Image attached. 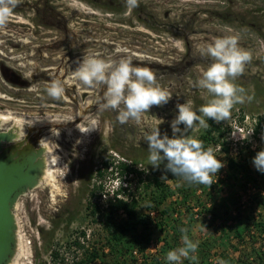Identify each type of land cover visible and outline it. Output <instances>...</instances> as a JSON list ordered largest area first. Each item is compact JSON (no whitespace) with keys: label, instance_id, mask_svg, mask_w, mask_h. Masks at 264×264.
Returning a JSON list of instances; mask_svg holds the SVG:
<instances>
[{"label":"rangeland","instance_id":"obj_1","mask_svg":"<svg viewBox=\"0 0 264 264\" xmlns=\"http://www.w3.org/2000/svg\"><path fill=\"white\" fill-rule=\"evenodd\" d=\"M62 13L65 17L63 43L75 46L74 50L78 51L75 55H81L79 51L85 50L99 58L116 62L128 59L135 66L149 67L156 73L157 82L171 92L172 98L165 105L153 106L148 113L142 114L139 122L130 118L121 123L118 116L124 106L117 109L105 107L106 85L89 88L74 81L71 76L75 69L70 67L65 72L66 57H63L65 92L62 99L59 98L61 102L48 94L49 86L14 92L15 98L36 107L24 108L21 103L12 102L8 108L13 107L15 111L26 109L25 114L29 117L9 112L12 115L36 120L55 117L65 122L49 127L58 129L59 137H53L51 132L44 136L59 145L55 153L60 157L57 167L67 164L69 171L64 177L55 173L52 183L44 180L38 188L18 201L15 216L20 249L12 264H35L37 259L47 261L50 247L79 229H86L90 242L99 241L100 223L91 222L86 211L89 193L100 181L96 176L97 169L104 171L103 163L108 161L134 164L145 174L157 169L149 160L148 135L158 127L162 135L166 133L169 138L172 137L171 122L178 114L177 104L192 101L193 110L202 116L199 109L213 98L198 85L203 72L214 62L207 53V47L217 38L226 36H237L239 46L252 54L244 73L234 81L244 89L242 95L245 101L235 104L230 118L222 121L230 128L225 139L229 151L225 152L221 147L213 152L224 167L216 176L213 175L211 188L204 192L200 187L195 196L210 206V195H214L216 210L222 215L214 222L215 226L225 223V219L233 226L239 223L248 226L246 220L239 221L232 203L235 208L238 206L241 211L247 212L250 205V213L256 217L262 215L264 211L251 201L258 193L257 189L248 184L244 191L239 188L238 181L228 183L226 163L228 158H234L255 171L252 160L257 152L264 150V124L257 135L253 134L255 119L264 114V0H138V7L135 8H130L127 0H62ZM20 18V21H26L24 16ZM68 47L62 49L64 55L72 50ZM9 54L18 55L19 52ZM157 119L164 122L160 124ZM93 120L97 121L95 130L88 133L79 131L78 127L86 128ZM179 127L183 130L184 126ZM202 130L196 122L186 134L197 139ZM110 169L105 171L101 180L105 195L99 200L102 207H105L120 181L124 184L129 181L133 187L136 185V180L112 173ZM238 178L241 179V176ZM187 182L177 177L168 181V185L180 187ZM221 187L224 188L219 192ZM260 193L264 195L263 190ZM181 199L172 200L176 201L175 207L179 211L173 217L186 223L188 214L185 208L196 205L194 201L187 205L179 204ZM198 212L199 209L192 210V218L193 213ZM193 219L198 220V215L194 214ZM166 221L171 222L170 218ZM190 233L196 243L200 238L210 237L206 229L199 227V223L194 224ZM165 235L166 231L156 232L153 238L157 240ZM261 241L257 240L256 248ZM229 245L237 246L240 251L245 248L246 253L252 244L247 247L239 245L230 237V244L227 239L212 252L211 264H221L222 255L238 257L239 254L232 251ZM149 250L153 252L155 246Z\"/></svg>","mask_w":264,"mask_h":264},{"label":"trees","instance_id":"obj_2","mask_svg":"<svg viewBox=\"0 0 264 264\" xmlns=\"http://www.w3.org/2000/svg\"><path fill=\"white\" fill-rule=\"evenodd\" d=\"M243 116L241 117V120ZM255 135L258 134L260 127L264 124V114L255 119ZM209 124L208 128H203L197 139L203 141L205 149L211 147L213 150L221 148L228 152L225 139L230 133L228 125L222 121L217 123L209 118H205ZM164 161L159 168L151 170L149 174L135 168L134 164L113 161L103 163L104 171L97 169L96 176L99 178V184L89 193L87 202V215L91 222L100 223L101 237L96 243L90 242L86 229H79L76 233H71L65 239L57 240L48 251V260L43 262L39 259L35 264H177L167 260L169 251L184 247L182 237L187 235L193 243L191 229L194 224L199 223L200 228L209 232L208 238H200L196 243L197 250L189 253L188 257H181L179 264H211L210 257L212 252L220 243H225L227 239L230 244V237L234 238L239 245H251L249 252L245 253V248L240 251L237 246L229 245L232 251L237 252L238 257L222 255L224 264H264V213L257 217L249 210L241 211L235 203H232L233 209L238 214L239 221L246 220L248 226L238 224L233 226L222 223L214 225L219 217L216 210V201L214 195H210V206L197 200L196 191L201 187L205 192L211 185L188 182L180 187H171L168 181L175 180L177 177L168 172ZM228 183L238 181L239 188L245 191L249 184L257 189L251 201L257 208L264 211V195L261 196V190L264 193V173L255 169H249L246 163H238L234 158L227 159ZM111 168L112 173H118L130 180H136L133 187L131 182L121 183L112 191V196L101 206L99 200L105 196L102 192L104 185L101 180L105 176V171ZM241 176V179L238 178ZM224 187L219 188V192ZM177 198H182L179 204L187 205L194 201V206L185 208L188 214V220L181 223L173 214L179 211L176 209ZM178 205V204H177ZM180 207V205H179ZM199 209L198 213H193L199 219L192 218V210ZM226 211V210H225ZM247 212V213H246ZM122 218H119V217ZM170 218L171 222L166 219ZM211 218V221H209ZM185 230V231H182ZM167 232V235L155 240L153 234L156 232ZM258 239L262 243L256 248ZM155 246L153 252H149L150 247ZM194 260V261H193ZM193 261V262H192Z\"/></svg>","mask_w":264,"mask_h":264},{"label":"clouds","instance_id":"obj_3","mask_svg":"<svg viewBox=\"0 0 264 264\" xmlns=\"http://www.w3.org/2000/svg\"><path fill=\"white\" fill-rule=\"evenodd\" d=\"M17 3L18 0H0V26L6 23ZM127 3L130 8L138 7V0H127ZM207 53L214 62L203 72L198 85L206 89L213 98L202 106L199 112L203 117L219 123L230 118L235 104L245 101L242 95L244 89L238 87L234 81L244 73L246 64L252 59V54L239 46L237 36L217 38L207 47ZM72 79L89 88L106 85L105 107L117 109L121 105L124 106L118 116L121 123L127 122L130 118L139 122L142 114L148 113L153 106L160 107L167 104L172 98L171 92L157 82L156 73L151 68L135 66L128 59L116 62L99 56L84 58L73 72ZM64 92V86L59 80L51 82L48 88V94L55 99L61 98ZM248 99L250 100L251 97ZM176 108L178 114L171 122L173 133L171 138L166 133L162 135L158 127L148 135L149 160L154 168H159L160 164L166 161L165 167L173 175L180 176L190 183L210 186L213 184V175L216 176L224 164L217 159L211 147L205 149L203 141L188 137L186 134L196 122L202 128H208L209 124L193 110L192 101L177 104ZM157 120L160 124L164 122L161 119ZM34 122H26V125L30 127ZM21 123L25 122L21 121ZM61 123L65 122L56 124ZM96 125L97 121L93 120L90 126L83 129L78 127V129L81 133H88L95 130ZM180 125L184 126L183 130ZM50 131L53 137H59L58 129L52 128ZM24 139L23 130L22 141ZM38 144L39 149L43 150L40 159L43 160L46 170L64 177L69 168L67 164L62 168L57 167L60 157L55 153L59 145L46 138H41ZM252 163L257 171L264 173V150L256 153ZM119 183L121 185V181ZM182 239L185 246L169 251L168 261L179 264L181 257L186 258L190 252L194 253L197 250L198 245L189 240L187 235Z\"/></svg>","mask_w":264,"mask_h":264},{"label":"flooded vegetation","instance_id":"obj_4","mask_svg":"<svg viewBox=\"0 0 264 264\" xmlns=\"http://www.w3.org/2000/svg\"><path fill=\"white\" fill-rule=\"evenodd\" d=\"M20 16H24L26 21L24 19L20 21ZM64 21L62 0H18L6 23L0 26V113L11 112L29 117L25 114V111H28L26 109L15 111L13 107L8 108L12 102H19L24 108L36 107L23 103L27 101L15 98L14 92L30 91L36 86L38 89H43L55 80L64 84L63 57L67 60L65 72H68L70 67L76 70L84 58L94 56L93 52H85V50L79 51L82 54L77 56L75 53L78 51L74 50L75 46L70 47L69 44L63 43ZM28 42L29 44L25 45ZM65 46H69L68 48L72 50L64 55L62 49ZM11 52H19V54L10 55ZM30 66H33L31 70H29ZM13 125V123L0 124V132L21 133L19 139L22 140L24 130L25 136L28 135L39 146L38 141L45 137V133L51 132L49 127L52 124L21 126L19 129ZM57 125L53 124V126Z\"/></svg>","mask_w":264,"mask_h":264},{"label":"water","instance_id":"obj_5","mask_svg":"<svg viewBox=\"0 0 264 264\" xmlns=\"http://www.w3.org/2000/svg\"><path fill=\"white\" fill-rule=\"evenodd\" d=\"M19 137L0 132V264H11L16 256V205L39 187L45 168L40 159L43 150L28 135L24 141Z\"/></svg>","mask_w":264,"mask_h":264},{"label":"bare ground","instance_id":"obj_6","mask_svg":"<svg viewBox=\"0 0 264 264\" xmlns=\"http://www.w3.org/2000/svg\"><path fill=\"white\" fill-rule=\"evenodd\" d=\"M21 121H24L25 123L22 124ZM29 121H35L33 123V125L30 126V127H33V126H39V125H43V126L51 125V124L53 125V124H55L57 122H61L62 120L61 119H57L55 117H50V118H47V119L45 118V119H40V120H36V119H32V118L31 119H24V118H19L17 116H14L11 113H7V114L0 113V124L13 123L14 124L13 127H18V129L21 128V126L29 127V126L26 125V122H29ZM20 132H21V130H20ZM20 134L21 133H17V136H19ZM43 138L49 139L47 136H45ZM54 174L55 173L49 172V171L46 170V168H44V173H43L42 179L40 180L39 184L41 185L44 182V180L45 181H49V182L52 183L54 181V179L56 178L54 176ZM47 185H49V184H47ZM42 186H44V185H42ZM17 206H18V203L16 205V209H17ZM17 225H18V222H17ZM17 234H18V245H17V253L16 254L18 255V251L20 249V244H19V240H20L19 239V235H20V233L17 232ZM13 261H14V259H13ZM13 261H12V263H14Z\"/></svg>","mask_w":264,"mask_h":264}]
</instances>
